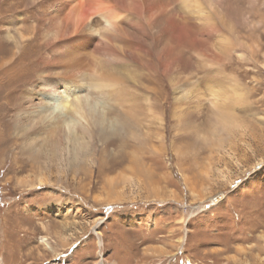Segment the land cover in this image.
I'll use <instances>...</instances> for the list:
<instances>
[{
  "label": "rangeland",
  "instance_id": "374dc122",
  "mask_svg": "<svg viewBox=\"0 0 264 264\" xmlns=\"http://www.w3.org/2000/svg\"><path fill=\"white\" fill-rule=\"evenodd\" d=\"M166 2L186 32L158 43L141 9L128 11L137 56L116 67L131 81L97 98L115 127L92 125L77 158L52 161L27 146L38 127L17 131L47 74L18 63L20 30L42 44V10L0 0V264H264V0Z\"/></svg>",
  "mask_w": 264,
  "mask_h": 264
},
{
  "label": "bare ground",
  "instance_id": "6f19581e",
  "mask_svg": "<svg viewBox=\"0 0 264 264\" xmlns=\"http://www.w3.org/2000/svg\"><path fill=\"white\" fill-rule=\"evenodd\" d=\"M26 1V8L35 5L42 10L44 23L39 31L42 44L32 32L28 35L27 31L20 30L19 41L22 45L17 46L21 52L18 63L22 68L37 66V62L42 61L45 63L44 73L47 74H40L39 84L26 93L23 101L26 108L20 106L17 131L35 127L41 130L39 143L35 142L34 137L27 141L29 150L41 158L46 156L52 161H62L67 153L77 158L85 147L86 136L91 135L92 125L106 129L116 125L109 120L105 102L97 98L105 93L108 96L122 94L124 88L120 87L121 79L131 81L116 67L121 61L128 60L130 55L137 56L134 48H128L130 34L124 28L125 20L132 18L128 11L141 9L158 43L171 34L174 27H180V31L182 28L185 31L187 27L175 22L176 16L170 13L166 0ZM180 1L184 5L191 1L195 6L201 5V0ZM212 18L207 17L202 26L216 34L220 28ZM218 39L220 43L217 49L219 55H223L224 50L230 47L231 40L225 35ZM11 54L9 59L14 58ZM36 54L40 61L34 59L33 55ZM147 54L150 55V52ZM166 55L162 52L160 57L162 70L168 78H172L176 62L170 61ZM9 59L3 61L9 63ZM3 64L0 65V72ZM236 94V99L243 100L241 93ZM193 96V92L185 91L176 98L174 114L178 119L181 118L183 104ZM147 100L150 101V97ZM45 134L50 136L46 141L43 140ZM38 181L45 183L46 178L42 175ZM216 199L219 201L220 196Z\"/></svg>",
  "mask_w": 264,
  "mask_h": 264
}]
</instances>
